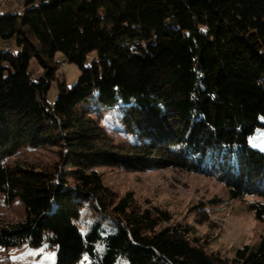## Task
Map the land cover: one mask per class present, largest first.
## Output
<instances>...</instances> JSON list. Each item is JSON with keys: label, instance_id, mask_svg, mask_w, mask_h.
<instances>
[{"label": "trees", "instance_id": "16d2710c", "mask_svg": "<svg viewBox=\"0 0 264 264\" xmlns=\"http://www.w3.org/2000/svg\"><path fill=\"white\" fill-rule=\"evenodd\" d=\"M12 38L16 52L0 49V191L24 217L0 219V245L46 244L57 264H264V152L248 144L264 127V0H28L0 13V39ZM56 52L80 75L58 82L51 106ZM46 145L59 149L51 167L9 162ZM101 166L214 177L231 199L256 198L246 207L262 232L232 256L208 251L167 209L115 195Z\"/></svg>", "mask_w": 264, "mask_h": 264}, {"label": "rangeland", "instance_id": "374dc122", "mask_svg": "<svg viewBox=\"0 0 264 264\" xmlns=\"http://www.w3.org/2000/svg\"><path fill=\"white\" fill-rule=\"evenodd\" d=\"M11 45V46H10ZM5 46L16 52L18 46L15 38L2 41L0 49ZM96 59L95 52H90L84 64L90 65ZM50 64L55 66V77L50 81L47 101L53 106L58 95V82L67 87L72 85L80 75L75 63L66 60L61 52H56ZM29 71L36 78L43 70L35 57L29 61ZM264 122V119H262ZM120 132L110 135L113 145L124 144ZM248 144L264 152V127H258L248 137ZM57 146L22 148L9 162L22 166L51 167L59 160ZM102 173L103 183L118 197L131 192L133 197L145 205L146 200L152 205L167 209L171 214V223H185L193 226L194 233L200 241L206 242L208 251H216L225 256H232L233 249L244 244H252L262 232L263 223L258 221L246 202L256 200L248 196L245 200L231 199L227 187L211 176L193 173L176 167H162L146 171H125L119 167H98ZM202 203L204 214L196 206ZM86 221L85 231L95 214L91 207H83ZM24 217V206L18 199L7 201L0 191V219L4 223L18 222ZM83 256L77 264H84ZM0 264H57L56 251L42 244L31 247L27 243L5 247L0 245Z\"/></svg>", "mask_w": 264, "mask_h": 264}, {"label": "built area", "instance_id": "2783aa9c", "mask_svg": "<svg viewBox=\"0 0 264 264\" xmlns=\"http://www.w3.org/2000/svg\"><path fill=\"white\" fill-rule=\"evenodd\" d=\"M28 0H1L0 1V8L2 10H4V7L8 4H12V9L11 10H17L18 8H20L21 6H23V4L25 2H27Z\"/></svg>", "mask_w": 264, "mask_h": 264}, {"label": "crops", "instance_id": "0c3cea01", "mask_svg": "<svg viewBox=\"0 0 264 264\" xmlns=\"http://www.w3.org/2000/svg\"><path fill=\"white\" fill-rule=\"evenodd\" d=\"M1 1V0H0ZM12 9V4H8V5H6L5 7H4V10H2L1 8H0V13H4V11H6V10H11Z\"/></svg>", "mask_w": 264, "mask_h": 264}, {"label": "bare ground", "instance_id": "6f19581e", "mask_svg": "<svg viewBox=\"0 0 264 264\" xmlns=\"http://www.w3.org/2000/svg\"><path fill=\"white\" fill-rule=\"evenodd\" d=\"M24 5V4H23ZM23 8V6H21L20 8H18L17 10H21ZM14 11V10H13Z\"/></svg>", "mask_w": 264, "mask_h": 264}]
</instances>
